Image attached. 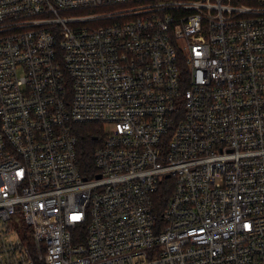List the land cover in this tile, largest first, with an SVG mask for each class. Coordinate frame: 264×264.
Returning <instances> with one entry per match:
<instances>
[{"label": "built area", "instance_id": "1", "mask_svg": "<svg viewBox=\"0 0 264 264\" xmlns=\"http://www.w3.org/2000/svg\"><path fill=\"white\" fill-rule=\"evenodd\" d=\"M0 264H264V0H0Z\"/></svg>", "mask_w": 264, "mask_h": 264}, {"label": "trees", "instance_id": "2", "mask_svg": "<svg viewBox=\"0 0 264 264\" xmlns=\"http://www.w3.org/2000/svg\"><path fill=\"white\" fill-rule=\"evenodd\" d=\"M75 134L78 136V155L79 163L82 171L94 174V152L99 146L104 136V128L102 123H78L74 128ZM172 194V179L169 178L166 184L160 189L155 196L156 210L159 216L164 212L168 201Z\"/></svg>", "mask_w": 264, "mask_h": 264}, {"label": "rangeland", "instance_id": "3", "mask_svg": "<svg viewBox=\"0 0 264 264\" xmlns=\"http://www.w3.org/2000/svg\"><path fill=\"white\" fill-rule=\"evenodd\" d=\"M108 128H110V126ZM23 221H24V218L21 215H19V214L14 215L13 222L16 226H18V228L22 224ZM31 229L32 228H30L27 224H24V223L22 224V234H23V236L27 235L29 237L30 243L33 242L32 235H31Z\"/></svg>", "mask_w": 264, "mask_h": 264}]
</instances>
